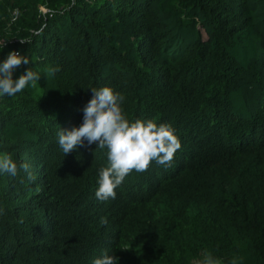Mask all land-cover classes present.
Returning a JSON list of instances; mask_svg holds the SVG:
<instances>
[{
    "label": "trees",
    "instance_id": "trees-1",
    "mask_svg": "<svg viewBox=\"0 0 264 264\" xmlns=\"http://www.w3.org/2000/svg\"><path fill=\"white\" fill-rule=\"evenodd\" d=\"M262 6L0 0V63L17 51L29 63L13 80L40 75L0 96V155L18 165L0 173V264H264L263 17L253 59L239 54ZM8 7L20 14L7 26ZM103 87L130 122L170 125L181 141L171 166L133 171L106 201L95 193L107 149L85 139L65 155L58 143Z\"/></svg>",
    "mask_w": 264,
    "mask_h": 264
},
{
    "label": "clouds",
    "instance_id": "clouds-1",
    "mask_svg": "<svg viewBox=\"0 0 264 264\" xmlns=\"http://www.w3.org/2000/svg\"><path fill=\"white\" fill-rule=\"evenodd\" d=\"M20 42L28 43L22 39ZM28 63L29 57L17 51L10 52L7 59L0 63V96H14L35 85L40 75L32 69L13 80L14 69ZM50 71L54 73L59 69ZM92 92L93 97L83 110L82 125L70 131L61 129L58 143L65 155L82 146L85 139L88 145L97 143L100 149H107L109 166L100 169L95 193L99 200L106 201L116 198V188L133 171H147L153 161L165 167L171 166L174 155L181 148V141L170 125H158L153 120L130 122L126 119L120 107L124 97L110 87L92 89ZM19 169L27 172L29 165L20 164ZM0 173L12 176L18 174L17 163L7 154L0 155ZM28 178L33 179L30 172ZM118 259L114 255L105 254L103 258L95 259L94 264H118ZM202 264H220V261L206 254Z\"/></svg>",
    "mask_w": 264,
    "mask_h": 264
},
{
    "label": "rangeland",
    "instance_id": "rangeland-1",
    "mask_svg": "<svg viewBox=\"0 0 264 264\" xmlns=\"http://www.w3.org/2000/svg\"><path fill=\"white\" fill-rule=\"evenodd\" d=\"M254 1L255 0H249V3L252 4V3H254ZM38 10H39V12L41 14H45V12L47 11L46 10V7L43 6L42 4H40L38 6ZM19 14H20V12H19V9L17 7H8V8H6V16H2L1 20L3 22H5L6 25L8 26L12 22H14L16 19H18ZM253 14H254L253 15L254 17H253V20H252L253 27L250 30V34L248 36L247 41L244 42V46H245L244 49H242L243 48L242 47V48H240V51H239V54L241 52H243V53L245 52L246 53L243 56V58H244V60L246 62H249V58L250 59H253V57H252V54L253 53H254V55L256 54V52L253 49L256 47L257 39L259 37L257 36V34H258V27H256L258 25L255 26V24H256V22L258 20L260 21L261 19H264V0H263V6L259 10L255 11ZM260 17H263V18L260 19ZM240 59H242V57H240ZM245 87H248L249 88V85L248 86H245Z\"/></svg>",
    "mask_w": 264,
    "mask_h": 264
}]
</instances>
